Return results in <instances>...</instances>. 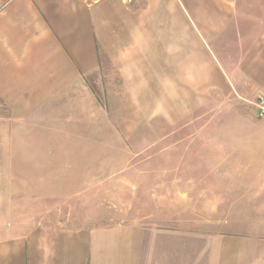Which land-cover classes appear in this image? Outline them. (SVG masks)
Wrapping results in <instances>:
<instances>
[{
  "label": "crops",
  "instance_id": "obj_1",
  "mask_svg": "<svg viewBox=\"0 0 264 264\" xmlns=\"http://www.w3.org/2000/svg\"><path fill=\"white\" fill-rule=\"evenodd\" d=\"M143 2L0 0V264H199L198 234H185L180 217L84 228L40 219V131L72 113L88 93L84 84L107 67L119 74L130 106L159 114L162 124L191 119L193 132L207 124L192 146L211 141L217 115H235L226 130L240 132L229 134L238 151L223 147L225 168L216 171L264 176L256 107L264 97V4L250 17L241 0ZM210 159L187 156L186 167L162 169L161 177L191 178L199 188L195 179L216 176L200 164ZM174 186L171 206L181 210V184Z\"/></svg>",
  "mask_w": 264,
  "mask_h": 264
},
{
  "label": "rangeland",
  "instance_id": "obj_2",
  "mask_svg": "<svg viewBox=\"0 0 264 264\" xmlns=\"http://www.w3.org/2000/svg\"><path fill=\"white\" fill-rule=\"evenodd\" d=\"M263 4L241 0V11L251 17ZM84 86L88 93L70 105L74 111L57 114L55 129L40 131V219L53 215L65 227L84 228L113 219L180 217L185 234H198L199 264H264V176L245 179L237 167L234 176L216 171L225 168L218 154L223 147L238 151L232 137L240 132L226 130L235 115H217L215 126L210 125L211 141L199 139L192 146L207 119L195 132L191 119L162 124L159 114L128 104L124 83L109 67ZM225 133L232 140L229 146ZM208 153L210 162L200 164L216 176L195 179L199 188L191 187V178L161 177L162 169L183 166L187 156L205 161ZM48 155L52 162L44 161ZM176 180L183 192L181 210L171 206Z\"/></svg>",
  "mask_w": 264,
  "mask_h": 264
},
{
  "label": "built area",
  "instance_id": "obj_3",
  "mask_svg": "<svg viewBox=\"0 0 264 264\" xmlns=\"http://www.w3.org/2000/svg\"><path fill=\"white\" fill-rule=\"evenodd\" d=\"M258 117L264 118V97L260 98L257 105Z\"/></svg>",
  "mask_w": 264,
  "mask_h": 264
}]
</instances>
